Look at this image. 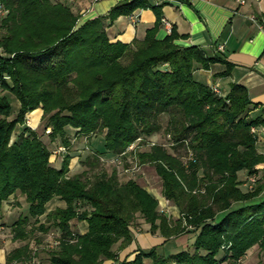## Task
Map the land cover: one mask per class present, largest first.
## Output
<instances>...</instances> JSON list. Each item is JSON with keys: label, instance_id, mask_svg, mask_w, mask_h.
Here are the masks:
<instances>
[{"label": "trees", "instance_id": "obj_1", "mask_svg": "<svg viewBox=\"0 0 264 264\" xmlns=\"http://www.w3.org/2000/svg\"><path fill=\"white\" fill-rule=\"evenodd\" d=\"M161 7L131 0L110 11L109 24L105 18L79 24L70 6L55 0H0V209L18 195L27 204V215L11 225L14 241L29 240L32 220L45 233L59 231L49 264H239L255 246L264 253L263 185L257 180L249 188L239 178L242 172L256 175L264 164L252 132L264 119L251 117L256 105L245 87L231 84L221 96L193 77L196 65L209 70L217 63L226 70L215 77H227L231 64L198 47L177 46L174 28L156 39ZM148 8L156 23L143 40H110V24ZM39 108L50 140L68 149L70 130L86 137L102 133L104 151L83 162L96 173L69 176V155L54 167L51 151L28 127L13 141L18 126ZM163 114L172 147L188 150L189 160L158 144L134 153L140 165L154 168L163 197L179 210L181 219L174 222L158 212V200L135 180L120 183L115 170L98 168L100 155L120 156L139 139L146 144L162 130ZM55 199L65 207L48 211ZM138 220L166 241L192 228L194 241L172 254L153 247L138 249L132 261L121 260L113 248L122 251L132 244ZM73 221L85 222L87 232L73 231ZM35 257L27 243L4 259L31 264Z\"/></svg>", "mask_w": 264, "mask_h": 264}, {"label": "crops", "instance_id": "obj_2", "mask_svg": "<svg viewBox=\"0 0 264 264\" xmlns=\"http://www.w3.org/2000/svg\"><path fill=\"white\" fill-rule=\"evenodd\" d=\"M55 1L70 6L73 13L79 16V24L96 18H105L106 24H109L110 11L119 3L131 0ZM148 1L153 6L159 4L162 6V19L156 34L157 40L161 41L170 35L162 22L165 20L180 36L175 41L177 46L198 47L207 57H218L232 65L230 75L227 77H215L226 70L224 64H213L209 70H203L201 66L196 65L193 71L194 79L217 90L221 96L228 94L231 84L245 87L250 101L256 105L250 113L251 117L264 119V0H244V4L235 0H162L160 3L155 0ZM155 23L156 16L153 10L138 9L129 16L119 17L107 27V33L112 42L128 44L135 39L143 40L146 31L152 29ZM38 112L40 111L31 113L30 117ZM35 116L38 118V115ZM253 133L257 137V152L264 155V126L254 128ZM54 167L59 168L60 165ZM256 169L258 183L263 185L260 199L264 201V164L258 165ZM246 177V173H239V178L246 181L245 186L248 178ZM15 198L12 197L2 206ZM64 207L65 204L58 208ZM138 223L141 224L138 228L131 229L132 244L118 253L121 260L127 257L128 261H132L138 249L149 250L153 247L159 248V251L167 253L166 255L172 254L189 248L194 241V234H186L166 241L159 233L151 234L149 225L143 220H138ZM86 232L87 224L80 233ZM255 249H257L256 246L249 250L239 264L250 261L251 264H256L251 257ZM145 263L151 264V261L145 260ZM222 264H228V262Z\"/></svg>", "mask_w": 264, "mask_h": 264}, {"label": "rangeland", "instance_id": "obj_3", "mask_svg": "<svg viewBox=\"0 0 264 264\" xmlns=\"http://www.w3.org/2000/svg\"><path fill=\"white\" fill-rule=\"evenodd\" d=\"M11 106L13 107V113L15 114L17 103L14 98L12 99ZM35 111H40L38 112V114H35L38 115V118L35 115L33 117H30L31 113L27 115L25 120V125L18 126L15 133H13L14 134L13 141H15L16 137L19 135L20 132L23 131L24 128L28 127L37 132L43 143H45V145L51 151L50 163L53 166L60 165L63 159L65 158V156L69 155L71 157L70 165H69V169H70L69 176L80 174L83 171H87V173L89 174L96 173L97 172L96 170L95 171L90 170V167L84 166L83 162L85 161V158H87L88 156L95 155L97 151L98 152L104 151L103 147L101 146L103 139L102 133L101 134L99 133L91 137H86L83 135H76L74 131L70 130L68 134V138L71 142V146L68 149V147L67 148L63 147L60 140H56V141L50 140L48 136L49 135L48 132L50 131V129L46 130L44 123H42L40 119L42 118V110L39 108ZM160 121L163 127L162 130L159 133L152 135L146 141V144L141 142V145H139L137 151L140 153L146 152L148 151L149 147L152 144H158L165 147V149L169 153L180 157L183 160V162H187L191 157V153L188 150H185L184 148L172 147V143L168 137V134L165 131L169 121L168 116L163 114L161 116ZM36 122L37 125H35ZM135 154L136 152L135 153L132 152L126 154V156H123V158H120L121 161L120 165L117 164V160L115 156H111L108 154L100 155L104 160L100 157L101 165L98 168L99 169L102 168L103 170H106L108 173H111L112 171L115 170V172H117L120 183H125L126 181L131 179L135 180L138 183V185H141L142 187L150 191L151 194L154 196V198L158 200V205H159L158 212L167 216L171 222L181 219V214L177 209V207L174 204H172L170 201H168L167 198L163 197L162 183L158 178V176L156 175L154 168L149 165L146 166L140 165L136 159ZM135 165H138L137 171H134L132 169V167H134ZM166 200L168 201V204ZM63 205L64 204H62L59 199H55L47 205V209L48 211H52L55 208L63 207ZM3 207L5 208L3 209ZM80 208L83 210L85 207H80ZM1 213L3 214L5 213V215L3 216V214ZM25 215H27V204L24 198L20 195H18L15 199H12L9 203H6L4 206L1 207L0 225L3 226H0V264H4L5 261L4 258L6 257L8 252L15 249V247L16 248L22 247L27 243H29L32 255H36L35 260H33L31 264H49L48 252L57 246L58 244L57 240L60 237V233L59 231H57V229L54 228H51L49 232L45 233L38 228L39 223L33 224V220H32L30 227L33 226L34 229L37 228L38 229L29 230V231H33L30 233L29 240L25 242L14 241L12 238L13 234L11 231V225L17 218H19V216H25ZM44 219L45 218L43 216L40 218L41 223L45 222ZM49 225H50L49 223H46V227H48ZM140 225L138 221H136L133 227L138 228ZM71 226H72L71 229H73V231H75L76 233H80L84 230L86 224L85 222L73 221ZM191 230L192 228H189L188 230L190 231L188 232L189 234H192ZM113 250L117 253L120 252L118 250V245H116L113 248ZM254 251H255L254 254L251 255L252 261L254 260V262L257 263L259 260H264V253H261L258 248L255 249ZM165 252H167V250ZM245 264H251V261L246 262Z\"/></svg>", "mask_w": 264, "mask_h": 264}, {"label": "built area", "instance_id": "obj_4", "mask_svg": "<svg viewBox=\"0 0 264 264\" xmlns=\"http://www.w3.org/2000/svg\"><path fill=\"white\" fill-rule=\"evenodd\" d=\"M155 1L158 2V3H160L162 0H155ZM235 1H238L240 4H242V3L244 4L245 3L244 0H235ZM3 14H4V11L0 8V15H3ZM162 22L166 26L168 32L171 33L172 28H171L170 23L167 22V21H165V20H162ZM212 90L215 93H218L217 90H215V89H212ZM252 132H253V130H252ZM138 142H141V140L140 139L137 140V142H135L134 144L130 145L122 155L115 157L116 160H117V164H119V165L121 164L120 158H123V156L126 155V154H129V153L134 152L139 147L140 143H138ZM132 169L134 171H137L138 170V165H135L134 167H132ZM257 179H258L257 175H251V176H249V178L246 179L247 180V186H249V188H252V186H254V184L256 183ZM167 204H168V201H167Z\"/></svg>", "mask_w": 264, "mask_h": 264}]
</instances>
